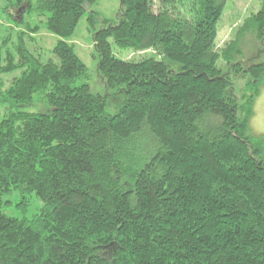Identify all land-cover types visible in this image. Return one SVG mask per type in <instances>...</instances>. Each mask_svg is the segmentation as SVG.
<instances>
[{
    "label": "trees",
    "instance_id": "1",
    "mask_svg": "<svg viewBox=\"0 0 264 264\" xmlns=\"http://www.w3.org/2000/svg\"><path fill=\"white\" fill-rule=\"evenodd\" d=\"M96 1L2 9L0 264H264V137L250 129L264 0L223 48L227 0H121L99 29L91 11L104 93L71 42ZM42 29L59 38L57 62L31 50ZM111 41L145 56L121 59ZM34 197L31 217L9 214H27Z\"/></svg>",
    "mask_w": 264,
    "mask_h": 264
},
{
    "label": "rangeland",
    "instance_id": "2",
    "mask_svg": "<svg viewBox=\"0 0 264 264\" xmlns=\"http://www.w3.org/2000/svg\"><path fill=\"white\" fill-rule=\"evenodd\" d=\"M261 0H227L226 8L224 14L222 15L219 24H218V36L216 39V44L218 48H223L225 44L234 39L236 36V31L240 28L244 21L251 16L252 14L257 13L261 9ZM6 5V0H0V45L2 40L7 37L9 30L8 20L5 14H3L2 9ZM23 7V6H22ZM21 8V7H20ZM86 14L80 20L75 34L71 42L75 46V51L80 56V58L85 62L89 71V83L91 85L92 92L94 93H104L105 86L104 80L101 77L98 71V56L93 48V32L94 27L91 25L89 16L91 11H96L99 13V18L95 21L96 29H99L103 25L104 20L111 22L117 21L118 17L122 11V1L121 0H97L93 5L87 6ZM19 12V10H18ZM22 14V13H21ZM17 14L16 16H18ZM12 25V24H11ZM37 39V44L33 43L30 46L33 53L41 59L42 62H48L49 60H54L57 62V58L53 53V49L59 40V38L46 29H42L38 35L35 36ZM16 32L12 34V42H16ZM112 48L114 54L124 60H139L143 56V53L134 52L132 50L121 49L116 46L113 41ZM254 40L251 37H248L243 45L245 46L246 56L249 57L251 54V46ZM37 45V46H36ZM256 45V44H255ZM255 47V46H254ZM257 47V45H256ZM255 47V49H256ZM36 48V49H34ZM151 54V53H149ZM264 60V59H263ZM0 63H4V57L0 60ZM220 65H222L220 63ZM21 75V70H16L12 73L3 75V80L5 83V88H8L12 79L19 77ZM244 82L242 79H239L237 86L241 88ZM43 108H46L45 105H37L25 108L28 111H39ZM251 133L258 137H264V86L260 97L257 99L254 107V115L250 121ZM10 201L17 203L20 201V196L18 194H13L8 198ZM40 202L35 199H32L31 206L29 207L28 213L24 214L20 212L19 209H10L9 214L22 217L23 215H28L29 217L37 209Z\"/></svg>",
    "mask_w": 264,
    "mask_h": 264
}]
</instances>
